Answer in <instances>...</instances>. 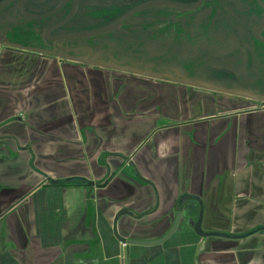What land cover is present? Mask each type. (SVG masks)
<instances>
[{"label": "crops", "instance_id": "1", "mask_svg": "<svg viewBox=\"0 0 264 264\" xmlns=\"http://www.w3.org/2000/svg\"><path fill=\"white\" fill-rule=\"evenodd\" d=\"M119 81L0 65V264H264V111L178 98L159 114ZM179 213L164 241L121 247Z\"/></svg>", "mask_w": 264, "mask_h": 264}, {"label": "flooded vegetation", "instance_id": "2", "mask_svg": "<svg viewBox=\"0 0 264 264\" xmlns=\"http://www.w3.org/2000/svg\"><path fill=\"white\" fill-rule=\"evenodd\" d=\"M56 59L264 111V0H0V65Z\"/></svg>", "mask_w": 264, "mask_h": 264}, {"label": "rangeland", "instance_id": "3", "mask_svg": "<svg viewBox=\"0 0 264 264\" xmlns=\"http://www.w3.org/2000/svg\"><path fill=\"white\" fill-rule=\"evenodd\" d=\"M33 67L34 66L30 67L31 72H33V70H34V69H32ZM41 68H43V65L40 66V69ZM114 75H117V74H114ZM118 77L121 79V81H119V82H121L122 85L123 84L125 85L124 88L131 87V86H129V84H131L132 86L135 85L136 92L137 91L141 92V97H142V99H144V102H147L148 105H151L152 109H155L156 111L158 109L157 113H159V114L161 113V111H163V114H165V113L171 114L170 112L171 111H172V113L174 111L176 112L177 108H178V110H177L178 112L182 111V109L185 111L187 102L184 103L183 107H178V105L182 104L179 102L176 103V101H178V98L185 100V98L188 97V100L192 103L190 108H192L194 105H196V104H194V102L197 103V100H198V98H197L198 96L193 95V94H191L193 98L192 99L189 98L190 95L187 96L186 95L187 93H185L184 90L174 89V91L171 92V91H167V89H165V88H162V86L156 85L153 82L148 81V80L135 79L134 81H132V78H128L127 76L118 75ZM137 88L140 89L141 91L137 90ZM201 94H202L201 97L204 99L205 104H209V103L213 104L214 100L218 99V98H212L205 93H201ZM149 98H152V100H149ZM173 98H176V99H173ZM219 101H222V100L219 99ZM226 105L230 106V104H228V102ZM156 106H157V108H156ZM176 106H177V108H176ZM230 108L233 109L234 107L230 106ZM163 118H165V117H163ZM149 119H151V118H149ZM51 183H53V181H51Z\"/></svg>", "mask_w": 264, "mask_h": 264}, {"label": "water", "instance_id": "4", "mask_svg": "<svg viewBox=\"0 0 264 264\" xmlns=\"http://www.w3.org/2000/svg\"><path fill=\"white\" fill-rule=\"evenodd\" d=\"M28 50H31V49H28ZM234 95H235V96H241V95H238V94H234ZM242 97H244V96H242ZM90 185H92V183H91ZM189 198H191V197L186 196V197H183V198L181 199V205H182V207L185 205V202H186ZM182 209H183V208H182ZM126 212H127L126 210H122V211L118 214V217L121 216V215H123V214H126ZM118 217H117V218H118ZM180 218H181V213L178 214V216H177V218H176V221H175V223H174L172 229L167 233V235H166L165 237H163V238L160 239V240H157V241H150V242H142V241L136 242V241H129V242H127V243H128V244H129V243H132V244H143V245H153V244L160 243V242L164 241L167 237H169V236L174 232V230L177 228V226H178V224H179V220H180ZM197 230L199 231L200 234H202V235H204V236L213 235V234H204V233H203L202 228H201V221H200L199 224L197 225Z\"/></svg>", "mask_w": 264, "mask_h": 264}, {"label": "trees", "instance_id": "5", "mask_svg": "<svg viewBox=\"0 0 264 264\" xmlns=\"http://www.w3.org/2000/svg\"><path fill=\"white\" fill-rule=\"evenodd\" d=\"M90 184V181L83 178H72L67 179L66 181H61V185L64 186H89Z\"/></svg>", "mask_w": 264, "mask_h": 264}, {"label": "built area", "instance_id": "6", "mask_svg": "<svg viewBox=\"0 0 264 264\" xmlns=\"http://www.w3.org/2000/svg\"><path fill=\"white\" fill-rule=\"evenodd\" d=\"M128 246V243H125V242H122L121 243V247L124 249V248H126Z\"/></svg>", "mask_w": 264, "mask_h": 264}]
</instances>
